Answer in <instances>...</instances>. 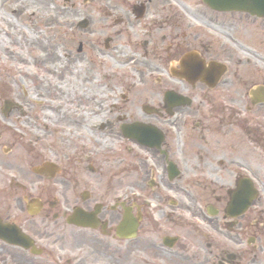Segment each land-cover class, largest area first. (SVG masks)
I'll use <instances>...</instances> for the list:
<instances>
[{
    "label": "flooded vegetation",
    "instance_id": "obj_1",
    "mask_svg": "<svg viewBox=\"0 0 264 264\" xmlns=\"http://www.w3.org/2000/svg\"><path fill=\"white\" fill-rule=\"evenodd\" d=\"M29 3L43 54L0 40V264H264V0Z\"/></svg>",
    "mask_w": 264,
    "mask_h": 264
},
{
    "label": "rangeland",
    "instance_id": "obj_2",
    "mask_svg": "<svg viewBox=\"0 0 264 264\" xmlns=\"http://www.w3.org/2000/svg\"><path fill=\"white\" fill-rule=\"evenodd\" d=\"M29 1H32V0H0V13L2 11H5L6 14H11L12 13L11 9L15 5L20 4L22 6L21 12L17 14H13V15L11 14L12 17L8 18L10 21H8L7 19H5L4 21L0 20V22H2L0 23V30L2 29V31H0V40L4 43V45L9 46L10 49L13 50V51L10 50L11 52H6L7 57L9 59H11V57H14L15 63H16L15 65L17 67L23 66V68L27 66V64L25 63L26 61L32 63L33 55L38 54L39 52L42 53L40 49L36 50L35 36H38V38L42 40L44 38V34H46L47 32L46 27L42 26L41 23L37 25L35 15L33 17H30L29 13L33 12L32 10H34V8H33V5L29 3ZM38 1H42V0H38ZM79 1H82V0H79ZM38 15H41V13H38L37 16ZM44 16L45 14H43V17ZM4 17L6 18V16ZM38 22H41V21L38 20ZM217 25L220 27V30H227L228 32H233L232 30H228L227 28H224V26L222 25H219V24ZM18 29L19 30L22 29L21 31L22 35L19 34ZM5 30H7V32H5ZM26 33L27 35H25ZM29 33H33V35L36 34L34 35V43L31 47L32 55H30L28 51V49H30V46L28 45V43H26ZM60 58H62V56H60ZM103 58L106 59L108 57H103ZM5 59L9 62L11 61V60H8L7 58ZM9 80L12 83L14 81V76H10ZM34 90L39 91L41 93H45L46 91L43 85L34 86ZM99 91H100L101 96H103L105 89L101 87ZM71 95L72 94L67 92V89H66V91H63V93H58L56 96L58 97V99H61L63 97H68ZM100 98L103 99V97H100ZM31 127L34 130L41 128V126L38 124L37 121H35V126L34 124H32ZM140 163H142V161H140Z\"/></svg>",
    "mask_w": 264,
    "mask_h": 264
}]
</instances>
